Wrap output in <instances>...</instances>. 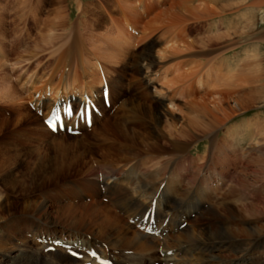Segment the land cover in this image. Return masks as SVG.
<instances>
[{"label": "bare ground", "instance_id": "obj_1", "mask_svg": "<svg viewBox=\"0 0 264 264\" xmlns=\"http://www.w3.org/2000/svg\"><path fill=\"white\" fill-rule=\"evenodd\" d=\"M116 1L121 4L120 10L127 14V19H143V14L134 9L135 4L131 0ZM41 3L42 0L36 2L39 6ZM155 4H158V0H146L144 7H137L142 11L145 8L144 14L149 15L153 8L159 7ZM161 6L160 11L145 20L142 37L150 36L154 32L153 26L157 25L154 29L163 27L162 21L168 19L164 25L177 26L173 30L178 32L168 31L169 40L176 43L180 39L178 26L188 18L185 13L196 17L199 15L197 12L206 17L211 14L209 8L204 6L197 10L190 9L185 0H173L166 8L163 4ZM106 8L101 5L95 9L99 12L91 10L86 20L88 23L79 22L77 29L71 28L68 32L73 34L71 44H68L72 49L79 44L77 38L81 36V30L89 31V35L93 34L95 39L91 41L90 50L86 48V52L83 49L81 54L84 57L80 58V68L77 67L79 70L74 68L66 74L69 69L64 68L67 65L56 66L47 80L35 88L33 92L39 94V98L30 104L33 111L44 116V120L52 105L65 99L76 100V95L81 98L86 95L95 107L90 130L73 118L68 125L80 131L76 140L61 133L53 134L43 126L37 132L39 137L36 141L42 146L36 147L37 151L34 148L36 154L28 155L25 146L16 145V148L12 146L13 149L0 151V264H99L87 256L88 251L114 264H264V237L260 235L247 237L251 238L249 244L239 242L237 247L234 242L225 240L229 237L228 230L223 231L228 237L217 235L212 239V229L204 225L197 228L192 225L182 235H170L175 229L183 227L180 217H185V213L190 214L196 205V209H199L211 202L212 174H207V171L211 170L212 159L205 164H195L188 151L203 138L201 135L208 136L212 147V123L203 124L199 130L202 134L199 135L185 132L194 130L192 126L189 129L186 127V130L172 129L174 133L170 135L171 138L165 137L170 149L161 146L162 137L157 133V126L166 115L156 106L158 102L166 103L169 114L186 113L175 104L173 97L166 96L161 89L152 85L150 75L154 63L148 52L142 51L136 55L129 52L128 43L132 39L127 32L129 29L126 30L125 26L120 31L117 17L111 21L115 34L113 27L112 30L106 27L104 14L110 10ZM56 18L59 21L53 18L49 22L53 30L63 25L61 18ZM130 20L125 23L128 24ZM99 30H104L102 35L96 34ZM39 39L46 46L51 44L52 38L47 40L40 33ZM35 47L39 45L35 44ZM172 48L177 50L179 46ZM86 54L93 56L90 57L93 62L88 61ZM102 61L103 67L100 66ZM3 65L0 63V68ZM123 67L125 71L129 67L131 72L143 75L152 98L141 93L131 97L122 91L119 74ZM80 75L81 78L85 76L86 80L81 82ZM184 80L185 77L179 75L166 90H171L175 96H182V89L178 87L173 91V87ZM6 81L9 85L8 78ZM2 84L4 86L5 83ZM2 91L5 100L9 99L16 108L21 106L24 99L11 85ZM103 95L109 98L108 108L104 106ZM146 98L150 100L149 105L143 101ZM193 101L186 102L190 113L196 111L211 118L221 105L217 98L212 108L199 111L190 106L189 103ZM114 106L117 108L110 118L108 109ZM236 109L242 107L237 104ZM99 117L102 121L94 127ZM239 129L227 130L231 149L243 148L241 141H236V136L243 135ZM228 149L221 151L225 159ZM87 156L92 159L95 168L87 162ZM163 157L169 159L163 161ZM154 160L158 162L151 166ZM197 170L203 172L198 174ZM227 252L231 256L225 254ZM75 253L79 254V259H74Z\"/></svg>", "mask_w": 264, "mask_h": 264}, {"label": "rangeland", "instance_id": "obj_2", "mask_svg": "<svg viewBox=\"0 0 264 264\" xmlns=\"http://www.w3.org/2000/svg\"><path fill=\"white\" fill-rule=\"evenodd\" d=\"M145 1L131 0L135 4L134 9L137 8L136 10L143 14V19L130 20L127 19V14L122 13L121 4L119 5L116 0H42L40 6L36 4L37 0H0V63L4 64L0 68V151L13 149L12 146L16 148L14 145L25 146L26 153L34 155L37 151L36 147L42 146L36 139L39 137L37 132L44 126L42 121L44 116L28 106L39 98V94L33 91L41 82L47 80L56 66L67 65L64 68L69 69L66 74L71 73L74 68L79 70L77 67L80 68L82 61L80 58L84 57L81 54L83 49L90 50L91 41L95 39L93 34L89 35V31L81 30V36L77 38L79 44L72 49L68 44H71L73 34L70 35L68 32L71 28L77 29L79 22L88 23L86 20L89 19L91 10L99 12L95 9L100 8L101 5L105 8L107 6L106 9L110 10L104 14L106 27L112 30L111 21L117 17L120 20L118 21L120 31L125 26L126 30L129 29L127 32L132 36V43L131 41L128 43L129 52L133 55L142 51L148 52L154 63L151 65L150 75L152 85L161 89L166 96L173 97L175 104L186 113L169 114L165 108L166 103L164 105L163 102H158L159 105L156 106L166 115L161 123L156 125L157 133L162 137L161 146L168 148L165 137L171 138L170 135L174 133L172 129L186 130L192 126L194 130L185 132L199 135L198 133L202 134L199 130L203 124L212 123L214 141L212 147L208 136L201 135L200 137L203 138L194 143L188 151L192 156V158L190 156L191 161L195 164H205L212 159L210 162L212 171L202 168L208 172L207 174L209 172L212 174V195L209 194L212 196L211 202L206 206L202 205V208H195L191 216H186V225L175 229L170 235L173 237L182 235L183 231L192 225L196 228L204 225L207 229H212V239L217 235L233 236L239 238L228 237L225 240L234 242L236 247L239 242L248 245V240L251 238L247 237L258 235L264 237V0H185L190 9L197 10L204 6L209 8L211 14L206 17L201 12H197L199 15L196 17L185 13L188 18L178 26L180 39L176 40V43L169 40L168 31L171 32L177 26L164 25L168 23V19L162 21L163 27L158 25L159 28L154 29L157 25L153 26L154 32L150 36L142 37L141 29L145 20L160 11L162 4L166 8L173 0H166L165 3L158 0V4L155 5L159 7L153 8V12L149 15L144 14L145 8L143 11L138 10L140 5L145 6ZM56 16L61 18L63 25L53 30L49 22L53 18L59 21ZM127 20H130L128 24L125 23ZM30 23L32 24L29 26ZM112 31L115 34L114 27ZM173 31L178 32V30ZM103 32L104 30H99L96 34L102 35ZM40 33L47 40L52 38L51 44L45 46L39 39ZM49 35L51 36L48 38ZM35 44L39 47H35ZM177 46H179L177 50L172 48ZM77 54L81 55L77 56ZM88 55L86 54V57ZM69 57L72 60H66ZM90 57L93 58L90 55L88 61L93 62ZM101 63L100 66L103 67L104 62ZM122 69V73L119 74L121 88L127 96L132 97L141 93L153 97L150 96L152 92L149 85L146 86L143 75L131 72L129 67H127L128 71H125L124 67ZM179 75L185 77V80L174 86L173 91L180 87L183 94L175 96L171 90L166 89ZM77 76H79L78 72ZM6 78L10 81L9 85L6 83ZM85 80L83 76L81 82ZM2 83H5L4 86ZM10 85L18 96L24 99L19 108L10 103L9 99L5 100L2 95V90ZM100 93L101 91L98 95L99 102ZM35 95L37 98L34 100ZM148 98L143 100L145 105H149ZM217 98L221 105L220 108L217 107L218 111L214 112L212 118L210 115L205 117L203 113L200 114L195 110L194 113H190L186 103L194 99L189 104L200 111L207 107L212 108ZM237 104L242 109L237 110ZM116 108L117 106L108 109V117L111 118L115 114ZM101 121L99 117L94 127ZM229 128L243 131L242 137L236 136V141L240 140L243 148L229 147L231 145L227 131ZM66 137L76 140L79 135ZM224 148H229L225 152L227 159L221 152ZM86 159L95 168L92 159L88 156ZM168 159L163 157L161 160ZM156 162L158 160H154L150 165H155ZM203 170H197L196 173H202ZM225 230L229 231L228 236L223 232ZM238 231H241L240 234H237ZM225 254L231 256L229 252Z\"/></svg>", "mask_w": 264, "mask_h": 264}]
</instances>
